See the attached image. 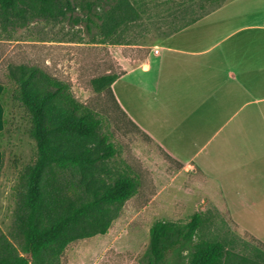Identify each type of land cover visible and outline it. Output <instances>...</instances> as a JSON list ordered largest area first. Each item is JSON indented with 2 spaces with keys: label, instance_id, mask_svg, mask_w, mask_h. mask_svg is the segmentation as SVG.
I'll return each instance as SVG.
<instances>
[{
  "label": "rangeland",
  "instance_id": "1",
  "mask_svg": "<svg viewBox=\"0 0 264 264\" xmlns=\"http://www.w3.org/2000/svg\"><path fill=\"white\" fill-rule=\"evenodd\" d=\"M93 1L73 0L74 10L59 20L29 19L19 26L0 18V78L7 85L3 94L7 121L0 139L4 153L0 230L12 233L20 176L37 154L29 134L31 116L12 99L17 87L10 74L20 65L38 66L67 84L76 101L102 120V132L117 149L108 162L112 175L131 168L141 182L107 234L71 244L62 264H141L156 221L185 224L197 212L204 222L195 242L221 241L229 252L263 262L258 252L264 250L256 239L238 229L226 208L203 196L198 175L171 164L152 142L131 131L111 94L97 92L92 84L96 78L119 74L116 59L110 57L119 46L152 45L229 0H119L97 3L90 10Z\"/></svg>",
  "mask_w": 264,
  "mask_h": 264
},
{
  "label": "crops",
  "instance_id": "2",
  "mask_svg": "<svg viewBox=\"0 0 264 264\" xmlns=\"http://www.w3.org/2000/svg\"><path fill=\"white\" fill-rule=\"evenodd\" d=\"M111 52L129 129L197 174L207 201L264 244V0H229L152 45ZM3 163L0 145V174Z\"/></svg>",
  "mask_w": 264,
  "mask_h": 264
},
{
  "label": "trees",
  "instance_id": "3",
  "mask_svg": "<svg viewBox=\"0 0 264 264\" xmlns=\"http://www.w3.org/2000/svg\"><path fill=\"white\" fill-rule=\"evenodd\" d=\"M116 1L94 0L88 6L91 10L97 3ZM73 10V0H0V18L19 26L29 19H63ZM88 21L93 23L91 16ZM118 75L107 74L92 84L97 92L113 97L111 87ZM10 79L17 87L12 99L31 116L29 134L37 154L20 176L12 233L0 230V264H62L71 244L107 234L124 203L138 192L139 174L129 168L112 175L108 162L117 149L102 132V120L76 101L67 84L27 65L18 66ZM0 82L6 89L1 78ZM203 222L200 212L185 224L156 221L141 264H264L263 257V262L253 263L229 252L221 241L195 242Z\"/></svg>",
  "mask_w": 264,
  "mask_h": 264
}]
</instances>
